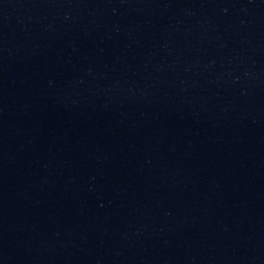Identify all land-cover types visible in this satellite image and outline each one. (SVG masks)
I'll use <instances>...</instances> for the list:
<instances>
[{
  "label": "water",
  "instance_id": "95a60500",
  "mask_svg": "<svg viewBox=\"0 0 264 264\" xmlns=\"http://www.w3.org/2000/svg\"><path fill=\"white\" fill-rule=\"evenodd\" d=\"M0 264H263L134 0H0Z\"/></svg>",
  "mask_w": 264,
  "mask_h": 264
}]
</instances>
